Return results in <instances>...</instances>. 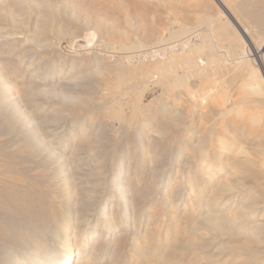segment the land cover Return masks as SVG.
<instances>
[{
    "label": "bare ground",
    "instance_id": "1",
    "mask_svg": "<svg viewBox=\"0 0 264 264\" xmlns=\"http://www.w3.org/2000/svg\"><path fill=\"white\" fill-rule=\"evenodd\" d=\"M55 1L61 3L63 0ZM159 1L165 2V0ZM225 1L228 3V9L236 14V21L242 26L243 36L237 28L233 30L229 27L230 25L227 26L222 16L223 11L222 18L219 20H200L195 29L192 28L193 30L177 26L167 35L148 32L144 35L145 39L137 38L132 42L122 43L121 49H133L134 52L130 54L125 52L120 55L119 65L113 62L116 55L97 54V61H94L97 62V69H99L97 71L98 73L102 70L106 71L107 76L104 77L105 83H102L105 85L103 88H105L106 97L99 107L97 106L102 113L96 117L97 139L94 141L97 144L102 141L100 139L104 135L105 123L115 119L122 127L119 139L126 143V148L119 153L117 151L110 158L105 153L99 154V145L85 149L89 155L91 151L98 152L96 158L94 155L92 159L90 157L91 162L85 170L81 168V165H85V158L82 156L83 144L77 142L81 139L76 138L74 144H70L67 139L60 140L59 146L48 144L38 129V123L27 110L23 109L22 94L11 88L15 85H10L9 77L0 71V136L13 133L9 139L0 138V264H79L82 259L89 263L96 257L99 258L106 245H112L113 257L117 258L112 264H126L130 258H133L128 257L127 254L139 253H146L149 257L143 264H264V251L262 253L253 247L240 252L239 249L233 248L232 243L239 238L252 239L256 241V244L264 242V223L261 222L264 219V211L258 205L259 203L245 201L244 192L241 190L235 191L233 186L217 184L214 182L215 178L211 177L212 171H216L215 175L229 172L228 174L233 177L238 172L251 176L250 168L254 162L245 157L244 154L248 152L237 143L249 133L246 135L240 133L241 130L238 132L228 130L227 126H225L226 130L223 129V123L228 121L227 115L231 111L225 103L232 102L227 89L232 81L234 82L243 74L245 66L254 65L255 68L249 71L250 75L257 74L264 82V24L259 23L261 11L255 7L259 0L246 2L244 8L239 0ZM261 1L263 0H260V3H263ZM71 2L75 4L78 0H71ZM79 3L82 4L80 1ZM79 3L77 6H80ZM7 4L9 8L12 7L10 15L14 22L25 24L26 28L24 27L23 30L30 32L31 34L27 36H32L35 41L40 39L41 34L51 29L50 8L54 0H0L2 12L7 10ZM251 5L253 7L249 9ZM246 10L247 12L251 10V15L246 16L250 17L248 24L244 23L243 18ZM32 11H35L36 18H32L34 23L30 26L25 14ZM108 12L109 9L105 8L104 13ZM86 15L78 29L67 28L64 23L57 24L58 32L54 31L57 34L54 35L56 39L64 35L76 36L84 29L105 34L106 37H108L107 33L115 34L117 31L114 24L107 23L99 16V13L94 16ZM202 24L205 28H200ZM254 27L259 31L250 32V29ZM2 29L4 28L0 27V47L19 43L20 37L17 30H9L8 34L6 31V35H2L4 32ZM204 29L207 30L206 33ZM244 38L248 43L241 45L240 41ZM58 41L46 40L42 46H46L52 53L57 52V55L62 57V63H69L70 70L64 73L65 71L61 69L43 71L41 67H38L36 71L31 70V78L41 73L45 82H47L46 79H53L55 75H58L56 78L64 80L81 78L75 77L72 72L80 63L76 56L81 54L79 53L82 52L81 49H75L67 58L63 55L65 52H62L67 48L61 47ZM251 56H256L254 58L258 62H255ZM126 63H130L133 69ZM116 71L118 75L115 74ZM113 73L117 75L114 78L110 76ZM229 75L230 77H227ZM192 76L198 77L199 82L192 84L193 82L189 80ZM154 83L161 84L168 95L161 98L156 107L150 103L144 104L145 101H143L144 90ZM250 83L255 85L253 93L262 90L256 79L253 78ZM241 91L240 95L238 93L237 101L232 103V107L245 105L254 100L251 96H244ZM216 95L220 96V100H216V105H213L210 110H204L205 101ZM184 97L193 118L198 116L203 123L215 120L213 123V126L216 125L215 128H211V125L208 126L207 123L204 125L209 128L204 126L201 133H198L203 145L198 146L189 139L182 140V137L190 132L192 135H197L196 131L188 128L192 123L190 120H188L190 124L187 122L189 126L186 124L185 128L179 127L186 122L184 120V123L180 122L178 119V115L183 112H178L176 106ZM215 107L218 111L214 110ZM252 116L254 118L250 121V134L257 128L264 131V117ZM77 120L81 124L79 137H82L83 133H88L86 125L89 124L90 127L96 123L94 117ZM146 128L153 129L165 138L170 143L171 150H174V145L180 143V147L176 149L179 157H176L175 161H170L167 168L163 166L165 172L162 173V177L152 178L155 191L161 193L160 197L165 195L162 189L166 193L165 188L170 187L171 207L162 217L152 210H150L152 212H145V210L148 211L146 204L151 201L150 194H145L143 189L147 185L143 178L145 171L143 161L151 158L150 151L146 154L145 149H151L158 142L157 139L145 135ZM214 129L219 132L212 138L216 131H213ZM208 134L210 146L207 145L208 142L206 144ZM228 138H232L234 142L228 141ZM131 141L135 142L134 148L130 147ZM116 149L115 147L114 151ZM226 150L231 152L227 157H223ZM132 151H134L133 154H131ZM45 152L48 155L46 162H42L44 165L38 164L40 161L33 156L41 158ZM136 152H140L137 157ZM156 153L158 155L157 151ZM261 153H264V149H261ZM30 156L38 161L36 162L38 165L29 164ZM190 158L198 164L199 173L195 172L198 176H190L191 170H189L185 172L184 177H181L180 182H177L176 177L172 175L176 172V165L179 166L185 160L181 166L191 167L188 166ZM34 160H31V163ZM258 175L261 176V180H264V172L260 171ZM96 178L97 180L100 178L96 182L104 186L102 189H105L107 185L112 188V196L104 199L105 201L100 198L94 199L98 188V184L94 185L96 182L93 184V179ZM175 182L177 184L173 185ZM84 183L88 185L83 186ZM85 189L88 192L86 200L79 196ZM135 190L143 199L141 206L135 203L133 197ZM187 195H192V200L198 203L196 209L192 208L186 212L188 218L180 215L179 212L182 206L186 209L193 204H189V200L185 198ZM146 214L148 219H145ZM145 220L146 231L141 234L140 228ZM181 229L182 232H180ZM183 229L190 235L187 236L186 241H181L184 238ZM202 230H206V233L210 232L213 240L205 239L201 233ZM108 236L110 238L106 240ZM150 238L161 245L157 247H155L156 244H153L154 247L151 246L152 244L145 245L146 243L138 245L139 242L149 241ZM215 239L219 240L215 241ZM127 241H130L129 244L133 249L129 252L124 251ZM167 241L171 242L164 245ZM226 249L232 250L226 253ZM158 250L163 253L161 254Z\"/></svg>",
    "mask_w": 264,
    "mask_h": 264
},
{
    "label": "rangeland",
    "instance_id": "2",
    "mask_svg": "<svg viewBox=\"0 0 264 264\" xmlns=\"http://www.w3.org/2000/svg\"><path fill=\"white\" fill-rule=\"evenodd\" d=\"M79 1L82 4H80ZM246 2L248 3L250 2V0H239V3H241L243 6L242 8L245 7ZM258 2L259 3L255 7H258L257 9H260L259 11L261 12H259V15L260 13L262 15V16L260 15L261 22L259 23L264 24V18H263L264 0L261 1L263 3H260V0ZM77 3H79L80 6H77L78 5ZM8 5L9 4H7V6ZM249 7H250L249 9H252L253 5ZM11 8H9L8 6L5 12L4 11L2 12L0 10V27L4 28L2 29V32L4 31L2 35H6V33L8 34L9 30H13V31L17 30L18 35L20 37V41L19 43H16L14 45L4 46V47L1 46L2 48L0 47V57H2L0 58V71L3 74L5 73L4 75H7L9 77V81L11 82L10 85H15V86H11V88L17 92L20 91L19 92L20 95L22 94L21 101L23 104V109L27 110L28 114H30V116L32 115L34 120L38 123V127H39L38 129L40 133L44 136L46 142L48 141L47 142L48 144L52 143L51 145L59 146V141L62 139L64 140L67 139V141L70 142V144H74V140H76V138L78 140L81 139L80 140L81 142L80 141H77V142L83 144L82 146L84 148L82 149L83 154L82 153L80 154H82V156L85 158V161H84L85 165L84 164L81 165V168H83L84 170L85 168H88L89 166L88 164H90L91 162V160L89 161L90 157L92 159L94 155V157L96 158L98 152H100L99 153L100 155L105 153L110 158L117 151H118L117 153H119L121 150L126 148V143L122 142L119 139L121 135L120 131L122 127L119 124V121L115 119H111L107 121V123H105V126L103 128L104 135H102L100 139L102 141L99 142L98 144L97 142L94 141L97 139L96 133H95L97 131V118L96 117L98 114L101 115L100 113H102V111H100L98 107L100 103L103 102L102 100L106 97L105 88H103L105 85L102 83H105L104 77L107 76L106 71L102 70L99 73L97 71L99 70L97 69V62H94V61H97V54L104 55V54L112 53L116 55V58L113 60V62L119 65L120 58L118 59V57L120 55H123L125 52L129 54L134 52L133 49H121L122 43L124 42L129 43V42H132L133 40H136L137 38L145 39L146 37L144 35H147L148 32L154 33V34L167 35L172 29H174V27H177V26H183L185 27V29H192V28L195 29L194 27L200 20L201 21H204V20L209 21L213 19L219 20L220 18H222L221 13L223 11L224 12L222 16H224L227 26L230 25L229 27H231V29L233 30L237 28L239 30V33L242 34L243 36L242 26L239 25L238 21H236L237 20L236 14L232 10L228 9V3L225 0H165V2L163 3H161L159 0H78V2H76L75 4L74 2H71V0L70 1L63 0L61 3H58V1L54 0V4L50 8L52 27L47 32L41 34L40 39L36 41L32 38V36H27V34L29 35L31 34L30 32H26L23 30L24 27L26 26L25 24H21L18 21H17L18 23L14 22V20L12 19V16L10 15ZM19 8H16V9L18 10ZM105 8L109 9L108 13H104ZM250 11L251 10L247 12L246 10V13L244 12L245 16L243 15L244 23L246 24L250 23V19H249L250 17L249 18L246 17L247 15H251ZM96 13L97 15L99 13V16L104 18V20L107 23L114 24L118 32L116 31L115 34L107 33L108 37H106L105 34L103 35L95 31L91 32V31L84 29V30L79 31L77 35L73 37L64 35L62 36V38L56 39V36H54V35H57L55 32H58L57 24L64 23V25L67 28L78 29V27H80V25L83 23L84 19L86 18L85 17L87 16L86 14L88 15L90 14L91 16H94ZM25 15H26V21L29 23L30 26H32V24L34 23L33 19L36 18L35 11L29 12ZM245 18H246V21H245ZM4 20H6V22ZM11 21L13 22V24ZM19 25L20 27H17ZM21 25H23V27H21ZM240 27L241 29H239ZM243 27H245L244 24H243ZM200 28H205V26H203L202 24ZM256 31H259V29L255 27L250 29V32H256ZM204 32L206 33L207 30L204 29ZM46 40H54V41L59 40L58 42H60L61 47L67 48L64 51H62L63 53L65 52V54L63 55L64 56L66 55L67 58H68L69 53L72 54V52H74L75 49L76 50L81 49L82 52H79L81 54H78V56H76V58L78 59V62L80 63H78L76 65L77 66L76 69L72 71L75 74V77H81L80 79H76V80L75 79H65L64 80V79L56 78L58 75H55L53 79H46L47 82H45L44 81L45 79H43L42 73L33 76V78L30 77L31 70L36 71L38 67H41L40 69H42L43 71L44 70L54 71V70L61 69L63 72L65 71L64 73H67L70 70L69 63L67 64L62 63L61 62L62 57L58 56L57 52L56 54L52 53V51L49 50L46 46H42L46 43L45 42ZM112 40L114 41L111 43ZM240 42H241V45H245L247 40L244 38V39H241ZM114 50L115 51L117 50L118 52L117 51L114 52ZM254 60L255 62L257 61V59L255 58ZM66 61H68V59ZM126 64H128L127 66L129 67L132 66L130 63H126ZM254 68H255L254 65L245 66L243 74L239 78H237V80H235L234 82L232 81L233 83L231 82L230 83L231 85L229 84L230 88L228 87L227 94L228 96L232 97V102L225 103V106L231 109V111L227 115L228 121L226 123H223V129L225 130H226L225 126H227L228 130H233L237 132L241 130L240 133H243L246 135L249 133L248 136H245L241 140H238L237 143L241 144L243 149L248 152V154H244L245 157L254 162V164L250 168L252 169V172H251L252 174L251 176H245L247 175L246 173L244 174V173L237 172L232 177V175L228 174L229 172H226V173L221 172L218 174L216 173L215 175L216 171H212L213 173L211 174V177L215 178L214 182L217 184L220 183L221 185H224V186L226 185V187L227 185L228 186L230 185L229 187L233 186V189L235 188L234 189L235 191L241 190L242 192H244L243 196H244L245 201L255 203V204L259 203L258 205L264 211V180L260 179L261 176L259 175L257 176V173H260V171L262 173L264 172V153H261V149H264V131H261L257 128L258 130L255 129L251 134L249 132L251 128L250 121L253 120L254 118V116L252 115H255V117L259 115L264 117V82H263V79L259 75L257 74L254 76L250 75L249 71ZM17 69L19 70L18 72H17ZM131 69H133V67ZM79 70H81V72ZM115 74L118 75L117 71L115 72ZM115 74L113 73L110 76L114 78L117 76ZM230 75L227 77H230ZM253 78L259 81L260 87L262 88V90L258 93H253V90L255 89V85L250 83L253 80ZM189 80L190 82H193L192 84H196L197 82H199V78L195 76L190 77ZM240 89H243V90L241 91ZM240 91L242 94L244 93L243 94L244 96H248V97L251 96L254 98V100L249 101V103L245 105L240 104L239 106L235 105V107H232V103L237 101L240 95L239 93ZM166 96L168 95H167V92H165L163 86L159 83H154L148 86L144 90L143 101H145L144 104L150 103L153 105V107H156L159 104L160 99L165 98ZM219 98L220 96L216 95V96H213L207 99V101H205L206 105L204 104L205 107L207 106V108L205 109L203 105V109L210 110L213 107V105H216V100H220ZM185 99L186 97L180 100L179 101L180 104H177L176 106V108L178 109V112H183L181 113L183 115L181 114L178 115L179 117L178 119L180 120V122H183V120L184 122H186V123L183 122L184 124L182 123L183 125L179 127L185 128L189 126L190 121H191L192 122L190 124L191 126H189L188 128L196 131L197 135L195 134L192 135L190 134L192 132H190L188 135H184L182 137V140L189 139L190 141H192L194 144L198 146L203 145L204 143L203 144L201 143L198 133L199 134L201 133L200 131L204 129V126L205 128H209L208 126L211 125L210 126L211 128H215L216 125L213 126V123L215 120H211L210 122L203 123L202 120L198 116H195L193 118L191 116L192 115L191 111L188 110L190 109L188 102ZM214 110H217V108L215 107ZM189 111H190V114H189ZM184 116L186 118H183ZM86 117H94L96 120L95 121L96 123H94V125L90 127L88 126L89 124L86 125L85 127L87 128L88 133H83L82 137H79V134L81 133L80 132L81 124H79L77 119L80 118V120H82ZM191 119H193V121ZM207 123H208V126H206ZM232 124H234V126H232ZM180 128L179 130H184ZM73 129H75V131H73ZM215 130L216 129H214L213 131ZM144 132L146 136L148 135L151 138L157 139L158 141L155 145H153V147H151V149H145L146 154L149 151L151 153V158L147 159L146 161H143L144 166H145L143 178H144V183L145 184L147 183V185L144 186L143 189H144L145 194H150L149 198L151 200L149 204L148 203L146 204L148 211L145 210V212L148 213V212L153 211L156 214L158 213V215L162 217V215L163 216L166 215V211L171 207L172 195L169 194L171 193L170 187L165 188L167 189L166 193H165V190L162 189V192L164 191L163 194L165 195L160 197L161 193L159 194L158 191H155V185L152 183L153 182L152 178L159 179V177H162V173L165 172L163 171V166L164 168H167L168 163L170 161H175L179 157L178 150L176 149H178L177 147H180V143L174 145V148H173L174 150H171L170 143L167 142L165 138H162V136H160L159 133H156V131H154L153 129L151 130L149 128H146ZM218 132L216 130L214 134L212 135V138L215 137V135L218 134ZM11 134L13 133L11 132L10 134L2 135L0 136V138L2 137L1 139H6V138L9 139L11 138L10 137ZM207 139L208 140H206V144L208 142L207 145L210 146V143H209L210 135L209 134L207 135ZM82 140L84 143L82 142ZM228 141L234 142L232 138H228ZM84 145L86 148L84 147ZM97 145H99V149H100L98 152L91 151L89 155V152L85 150L91 146H97ZM114 145H117L115 146L117 148L116 151H114V148H115ZM130 147L131 148L135 147L134 141L130 142ZM156 151L158 152V155ZM133 152L134 151H132L131 154H133ZM230 152L231 151L226 150V153L223 154V157L224 156L227 157ZM46 153L47 152H45L41 158L40 156L38 157L33 156L34 159L36 160L38 159L40 161L39 163L38 161L34 160L33 157L30 156L31 159H29L30 160L29 164L33 165V164H36V162L38 164L42 162L45 163L46 159L48 158V155ZM139 153L140 152H136V157ZM31 160H34L35 162L32 161L31 163ZM185 160H183L179 166L176 165V168H175L176 172L174 171L175 173H172V175L176 177L177 182H180V180L182 179L181 177H184L185 172L189 170H191L190 176L191 175L193 177L198 176L196 175L199 173V171L197 170L198 164H196V161H193L192 158L188 159V166H191V167L183 168L181 165L185 163ZM135 161L138 162V160H135ZM138 163L141 164V162H138ZM192 173H194L195 175ZM99 179L100 178H98V180L97 178L93 179V184L96 181H99ZM177 182L173 183V185L177 184ZM97 184L98 183L96 182L94 185H97ZM82 185L86 186L88 185V183H84ZM99 186H100V189H98ZM97 187H98L97 191L95 192L96 197H94L95 200L97 198L104 200L108 198L111 194H113L111 186L107 185L105 189H102L104 188V186L98 184ZM138 189L139 188L137 187L136 190L138 191ZM136 190L134 192L133 197L135 198V201H136L135 203L137 204V206H141L143 204V199H141L137 195L138 192ZM84 191L82 190L79 196H81V198L84 197L83 199L86 200L87 198L85 197H87L88 192L86 189ZM185 198L189 200V204L191 203L193 204H191L192 206L186 209H184L183 208L184 206H182L179 212H180V215H184L185 217L188 218L189 216L186 215V212L190 211L192 208L196 209L198 203L192 200L193 199L192 195H189V196L187 195L185 196ZM153 202L155 203L152 204ZM101 205H104V204H101ZM182 211L184 213H182ZM145 219H148L147 214L145 216ZM261 222L264 223V219L261 220ZM152 226H155V225H152ZM145 228H146V220L141 225V228H140L141 234H143L146 231ZM202 231L201 233L205 239L211 240V241L213 240V235L210 232L207 231L206 233V230H202ZM180 232H182V229ZM183 235H184V238L181 241H186L187 236H190L189 233H186L184 231V229H183ZM109 238L110 237L108 236L106 240H108ZM218 240L219 239H215V241H218ZM105 242H108V241H105ZM170 242L171 241H167L164 245L169 244ZM129 243L130 241L125 242V245H126L124 249L125 252H129V250H133L131 249V245ZM144 243H146L145 245L152 244L151 245L152 247H154L153 244H156L155 247L161 245V243H158V241H156L155 239L153 240L151 238L149 239V241L147 240V241L139 242L138 245L139 244L143 245ZM232 243L234 246L233 248L235 250L239 249L238 251L240 252L245 251L246 248H253V247L257 248L262 253L264 251V242L259 243V244L257 242L256 244V241L252 239L248 240L246 238L245 239L239 238L237 239V241H233ZM103 250L104 251L100 253L99 258L96 257L94 261H91L88 263L86 262V260L82 259L80 263L81 264H112L114 263L117 258L113 257L114 255L112 253L113 252L112 245L110 246L106 245ZM231 250L232 249H226V253ZM180 251L178 252L179 255L182 252ZM158 252H161V254L163 253V251H160V250H158ZM127 256L128 257L132 256L133 258L132 259L130 258L126 262V264H143L145 259L149 258L146 253H139V254H134V255L127 254Z\"/></svg>",
    "mask_w": 264,
    "mask_h": 264
}]
</instances>
